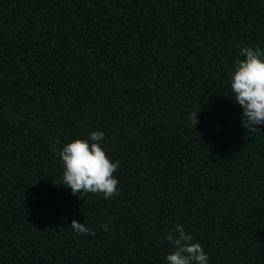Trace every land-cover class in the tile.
<instances>
[{"label": "trees", "instance_id": "trees-1", "mask_svg": "<svg viewBox=\"0 0 264 264\" xmlns=\"http://www.w3.org/2000/svg\"><path fill=\"white\" fill-rule=\"evenodd\" d=\"M237 44L264 48V0H0V264H167L177 223L208 264H264ZM93 131L119 161L110 199L53 183L52 148Z\"/></svg>", "mask_w": 264, "mask_h": 264}, {"label": "clouds", "instance_id": "clouds-1", "mask_svg": "<svg viewBox=\"0 0 264 264\" xmlns=\"http://www.w3.org/2000/svg\"><path fill=\"white\" fill-rule=\"evenodd\" d=\"M242 59L235 61L234 71L229 76L232 97L242 107L241 124L247 130H256L264 125V48L236 45ZM193 111L188 119L192 126L198 123ZM261 128V127H260ZM104 132L93 131L88 140L75 139L62 148L53 147L52 151L60 159L63 172L61 179L54 184H63L73 195L102 193L110 199L118 192V179L113 175L119 161L113 162L101 146ZM91 141V143L89 142ZM54 141V145H59ZM111 217L100 225L110 230ZM70 227L80 235L95 234L86 224L73 219ZM174 249L166 255L167 264H208L209 255L199 242H193V235L185 226L177 223L165 236Z\"/></svg>", "mask_w": 264, "mask_h": 264}]
</instances>
